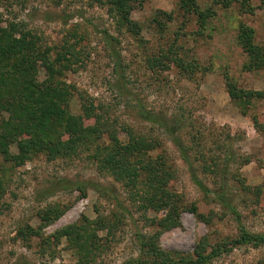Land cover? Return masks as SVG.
Masks as SVG:
<instances>
[{"label": "rangeland", "instance_id": "1", "mask_svg": "<svg viewBox=\"0 0 264 264\" xmlns=\"http://www.w3.org/2000/svg\"><path fill=\"white\" fill-rule=\"evenodd\" d=\"M110 8L103 0H0V28L21 24L39 39L31 65L13 56L1 65L3 74L13 82L33 68L40 85L47 65L57 70L56 54L66 53L61 62L69 67L54 82L68 93L69 123L88 135L73 145L64 139L71 156L56 157L49 148L15 166L0 155V264H125L141 256L149 237L164 253L192 255L201 243L205 254L222 249L211 264H264V246L233 247L236 224L214 196L224 185L247 232L264 235V99L234 103L226 87L228 79L238 90L264 92V69H248L238 39L243 28L264 48V4L251 0L243 10L223 0H133ZM177 58L194 69L183 72ZM155 59L164 67L151 68ZM102 124L112 125L122 144L130 134L151 145L144 159L165 162L172 176L165 189L180 206L175 226L165 223L170 207L148 205L160 195L147 173L139 170L131 183L96 169L95 154L109 146ZM227 136L235 155L229 169L242 183L213 173L223 164ZM8 149L17 156V144ZM68 229L72 234L63 236Z\"/></svg>", "mask_w": 264, "mask_h": 264}, {"label": "trees", "instance_id": "2", "mask_svg": "<svg viewBox=\"0 0 264 264\" xmlns=\"http://www.w3.org/2000/svg\"><path fill=\"white\" fill-rule=\"evenodd\" d=\"M103 1L118 11L125 9L127 4L133 0ZM250 2L251 0H223L225 7H228L232 3H237L243 10L250 7ZM260 2L264 4V0H260ZM186 7H188L187 4ZM123 13L127 15L129 11L127 10V12L124 11ZM200 16L202 17L201 14ZM125 21L129 28L132 30L137 29L128 17L125 18ZM21 28V24H10L5 28H0V50L3 52L0 51L2 53L0 55V117L2 118L0 120V155L4 160L13 163L15 166H21L25 161L30 160L32 156L49 148L53 150L56 157L71 156L73 154L72 145L77 141H84L88 136L77 125L69 123V119L67 118L68 113L65 112L64 107L68 99V93L63 90L62 84H55L54 82V77L57 75L60 77L61 73L69 67L66 64H62L64 59H66V53L65 55L61 53L56 54L55 62L59 64L57 70L52 64L47 65L46 70L49 75L45 82L40 84L41 86L36 85V72H32L33 68H28V71H23L21 74H16L13 82H9L8 78L3 74L1 65L12 59L13 56L20 57L22 63H26L27 65H31L33 60H35V56L32 57L29 54L32 53L35 43L39 42V39L32 37L31 33L25 32ZM240 31L238 39L243 52L249 58L248 69L250 71L264 69V48L253 44L251 38L246 35L247 33L243 28ZM16 35L19 37L17 40L19 47L13 48L11 41H13ZM176 66L183 72H191L194 69L192 64H186L179 58L176 59ZM158 67H164L163 62L155 59L151 64V68ZM226 87L228 96L234 103L242 100L264 99V92L238 90L228 79H226ZM2 114L6 116L3 117ZM147 120L159 127H164V129L168 127L164 125L163 121L161 123L159 120H156V117H150ZM102 123L105 122L102 121ZM101 128L105 129L108 133L109 146L101 148L100 153L95 154L93 160L95 161L96 169L105 175H119L131 183L139 177V170L141 173H147L149 186L155 187L153 191L157 192L155 194L160 195L158 204H155V201L153 202L152 200L153 198H150L147 201L148 205L151 202L152 204L149 206L153 208L158 205L160 209L170 207L169 213L171 214L168 215L165 223L168 226H175L177 222L173 218V214L179 210L180 206H178V198L168 193L165 189L166 184L172 176H170V169L165 168V162L162 158L159 156L156 159L148 158L146 160L142 157V152L146 149L153 150L151 145L130 134L128 135V143L122 144L119 141L118 133L113 130L112 125L102 124ZM24 137L29 138V141L24 142ZM64 139L71 141L72 145L66 146ZM172 141L178 149L181 158L188 163L185 148L181 146V143L176 138H173ZM232 142V138L227 136L225 139V158L221 161L219 159L220 163L222 162L223 164L222 166L216 164L213 173L220 176L222 180L224 179V183L229 178L231 181L242 183L239 174H232L229 169L235 161V155L231 147ZM11 143L17 144V156H12L9 153L8 147ZM93 187L97 193L100 192L98 186ZM198 187L205 191L203 186L198 184ZM240 190L245 193H252L243 184ZM161 192L165 196H162ZM259 195L260 193L257 192L256 198ZM214 196L216 203L230 213L236 224L237 237L233 247H252L255 249L263 247L264 235H255L247 232L241 222L240 214L228 197V191L224 189V185ZM42 218L44 219V217ZM27 230L30 235L34 234L31 228L28 227ZM70 234H72V230L68 229L63 233V236L67 237ZM143 239L145 241L143 244L145 250L142 251L141 256L137 260L128 261L125 264H211L222 253V249L216 247L211 252L205 254L201 243L197 245L192 255L164 253L156 247L154 237Z\"/></svg>", "mask_w": 264, "mask_h": 264}]
</instances>
